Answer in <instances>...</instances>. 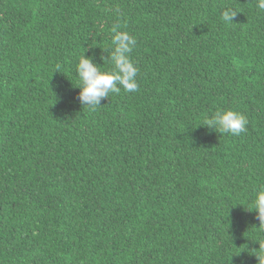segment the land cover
<instances>
[{
  "label": "trees",
  "instance_id": "obj_1",
  "mask_svg": "<svg viewBox=\"0 0 264 264\" xmlns=\"http://www.w3.org/2000/svg\"><path fill=\"white\" fill-rule=\"evenodd\" d=\"M256 3L0 0V264H258ZM116 23L137 40L139 90L90 111L75 65L83 54L103 67ZM225 109L245 132L203 126Z\"/></svg>",
  "mask_w": 264,
  "mask_h": 264
},
{
  "label": "clouds",
  "instance_id": "obj_2",
  "mask_svg": "<svg viewBox=\"0 0 264 264\" xmlns=\"http://www.w3.org/2000/svg\"><path fill=\"white\" fill-rule=\"evenodd\" d=\"M256 6L264 11V0H257ZM238 12L225 7L221 13V19L226 24H235ZM119 23L114 24L111 31L110 50L107 56H101L99 59L103 63L100 67L93 63L92 57H85L83 54L79 57L75 65V73L77 85L74 88L79 89L76 100L80 105L95 111L100 108L101 101L109 98V94H119L121 90L124 92H137L139 86L137 83V75L139 69L135 66L131 59L130 53L137 44L134 36L127 31L120 30ZM105 63L110 67L104 68ZM60 66L57 65V69ZM247 118L234 110L225 109L217 110L214 114L206 117L203 126L218 133L240 135L247 130ZM250 212L256 213L255 219L259 221L258 229L264 231V185L259 186L254 192L250 203ZM259 245V249L254 255L258 260V264H264V239L255 242Z\"/></svg>",
  "mask_w": 264,
  "mask_h": 264
}]
</instances>
